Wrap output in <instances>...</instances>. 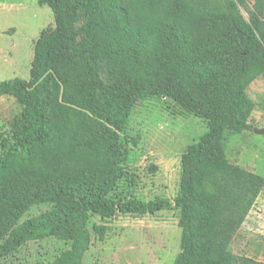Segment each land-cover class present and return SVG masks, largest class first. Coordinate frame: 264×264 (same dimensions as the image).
Wrapping results in <instances>:
<instances>
[{
  "label": "trees",
  "instance_id": "trees-1",
  "mask_svg": "<svg viewBox=\"0 0 264 264\" xmlns=\"http://www.w3.org/2000/svg\"><path fill=\"white\" fill-rule=\"evenodd\" d=\"M39 1L55 27L36 39L29 79L0 82V97L23 105L15 146L0 154V255L54 236L71 246L48 264H80L92 233L109 230L91 229L92 214L155 215L175 206L182 232L172 264H264L231 249L264 178L231 163L224 142L230 129H253L246 89L264 76V0H254L249 20L239 8L247 0ZM144 95L208 121L182 154L174 199L112 194L122 173L119 132ZM40 203L53 206L22 220Z\"/></svg>",
  "mask_w": 264,
  "mask_h": 264
},
{
  "label": "rangeland",
  "instance_id": "rangeland-1",
  "mask_svg": "<svg viewBox=\"0 0 264 264\" xmlns=\"http://www.w3.org/2000/svg\"><path fill=\"white\" fill-rule=\"evenodd\" d=\"M254 0L239 8L249 20ZM85 18L76 23L77 29ZM55 27L51 8L39 0H0V82L16 78L29 79L35 41L42 30ZM99 73L110 82L107 65L99 62ZM254 102L249 119L253 129L225 133L227 159L264 178V76L256 78L246 89ZM23 105L15 97H0V154L7 155L15 146V133ZM208 130V121L181 109L164 97L144 95L137 103L123 131L119 132L117 151L121 177L112 194L119 198L157 197L174 199L181 177V157L187 147ZM264 191V190H263ZM251 218L246 217L231 242L234 254L264 262V192ZM53 206L33 205L25 220ZM179 210H161L155 215L117 213L110 218L92 214L89 227L105 224L104 237L92 233V245L80 264H172L181 250ZM71 246V241L50 236L30 240L7 256L0 264H48Z\"/></svg>",
  "mask_w": 264,
  "mask_h": 264
},
{
  "label": "crops",
  "instance_id": "crops-1",
  "mask_svg": "<svg viewBox=\"0 0 264 264\" xmlns=\"http://www.w3.org/2000/svg\"><path fill=\"white\" fill-rule=\"evenodd\" d=\"M264 190V189H263ZM261 191L260 195L258 196L255 204L253 205L252 209L250 210L249 214L247 215L248 218H251L252 217V214L255 212V207L259 206L258 203L260 202V199H261V195L263 194L264 191ZM259 208H261L259 206Z\"/></svg>",
  "mask_w": 264,
  "mask_h": 264
},
{
  "label": "water",
  "instance_id": "water-1",
  "mask_svg": "<svg viewBox=\"0 0 264 264\" xmlns=\"http://www.w3.org/2000/svg\"><path fill=\"white\" fill-rule=\"evenodd\" d=\"M255 130V132H257V133H259V134H264V129L263 128H255L254 129Z\"/></svg>",
  "mask_w": 264,
  "mask_h": 264
}]
</instances>
